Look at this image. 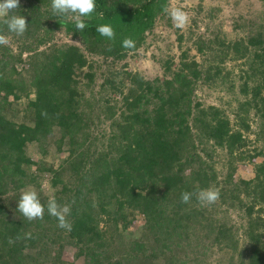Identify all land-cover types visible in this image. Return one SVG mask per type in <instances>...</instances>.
<instances>
[{"label":"trees","instance_id":"16d2710c","mask_svg":"<svg viewBox=\"0 0 264 264\" xmlns=\"http://www.w3.org/2000/svg\"><path fill=\"white\" fill-rule=\"evenodd\" d=\"M169 2L96 0L78 32L51 0H19L25 34L0 23L10 41L0 46V264H264V16H232L228 30L218 6L197 3L178 52L156 59L159 75L105 65L133 55ZM60 28L79 44L53 42ZM199 84L231 95L206 103ZM53 140L66 147L56 166ZM239 164L252 177H235ZM30 186L45 206L31 222L17 211ZM208 188L220 196L202 206ZM51 198L71 205V231L48 214Z\"/></svg>","mask_w":264,"mask_h":264},{"label":"rangeland","instance_id":"374dc122","mask_svg":"<svg viewBox=\"0 0 264 264\" xmlns=\"http://www.w3.org/2000/svg\"><path fill=\"white\" fill-rule=\"evenodd\" d=\"M197 3H202L204 6H218L220 13L218 14L220 20L222 19L224 27L230 30L231 20L230 18L236 15H240L247 19L255 20L260 16H264V0H170L168 5V12L164 15H158L155 17L154 25L149 31L145 32L144 42L134 51L132 54H127L123 59L115 60L114 63H111L110 58L106 59V64L110 67H122L125 65V69L132 71H140L145 77L151 78L155 75L160 74V68L158 66L157 58L164 57L168 53H177L176 35L178 33L185 34L189 28H192L190 19L194 17V11ZM179 8L184 11L189 17V23L184 28H178L174 24L173 20L170 17V11L172 9ZM196 17V16H195ZM238 18V17H236ZM199 17H196V20ZM258 20V19H257ZM259 19L258 21H260ZM199 24V31H201V24ZM193 29V28H192ZM53 42H68L79 44L78 41L72 39L69 35L65 34L63 28L56 29L52 33ZM185 46H190L189 42H186ZM190 54H195L196 52L190 48ZM97 59V62L102 63V59L93 57ZM196 60L200 62L201 57L197 54L195 56ZM103 64V66H105ZM196 95L198 98L203 100L206 103L219 104L230 97V92L227 91L226 86L223 84H218V86L212 85L209 87L207 84H199L196 89ZM57 136V135H56ZM252 140L253 135H248ZM62 145V144H61ZM252 145H254L252 143ZM248 145L249 147L252 146ZM62 148L57 151L56 143L54 140L50 142V145L47 147L48 155L47 158L54 163L56 166L59 163V159L66 155L65 145L61 146ZM218 164V163H217ZM216 164V165H217ZM219 165V164H218ZM217 165V168L219 167ZM235 177L250 178L252 177V171L250 165L239 164L236 167ZM46 181L43 183L42 188L46 187ZM231 217L233 220H237V213L231 211ZM138 222L134 221L132 228L134 232L138 231ZM62 256L65 259L70 257V248L64 246L62 249ZM76 264L80 263V259L75 260Z\"/></svg>","mask_w":264,"mask_h":264},{"label":"clouds","instance_id":"9594fccd","mask_svg":"<svg viewBox=\"0 0 264 264\" xmlns=\"http://www.w3.org/2000/svg\"><path fill=\"white\" fill-rule=\"evenodd\" d=\"M16 9H19V0H0V23L5 25L10 33L23 36L28 29V23L24 16L16 14ZM51 10L54 15L64 17L67 21L74 23L79 32L89 26L85 22V18L90 19L92 13L95 12L96 0H51ZM169 14L178 28L182 29L189 23L188 15L179 8L172 9ZM64 26L66 27L67 24L65 23ZM96 31L109 40H115L116 33L109 24L97 25ZM9 43V38L0 30V46H7ZM121 46L124 49H134L136 42L131 36H126L122 40ZM192 195L193 193L190 192L181 193V202L189 203ZM196 195L202 206H206L215 203L219 199L220 193L218 190L208 188L202 189ZM17 211L30 222L43 219L45 206L37 191L31 186L21 190ZM47 212L58 220V227L71 231L72 225L67 220V216L71 213V205H61L55 198H51L47 202ZM25 238L30 239L31 234L26 233ZM9 243H14V239L9 238Z\"/></svg>","mask_w":264,"mask_h":264}]
</instances>
